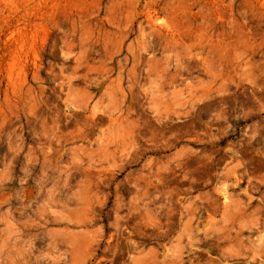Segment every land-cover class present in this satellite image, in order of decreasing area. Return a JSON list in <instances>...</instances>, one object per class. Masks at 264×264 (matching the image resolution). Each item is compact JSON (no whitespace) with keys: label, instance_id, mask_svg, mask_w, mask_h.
I'll list each match as a JSON object with an SVG mask.
<instances>
[{"label":"rangeland","instance_id":"obj_1","mask_svg":"<svg viewBox=\"0 0 264 264\" xmlns=\"http://www.w3.org/2000/svg\"><path fill=\"white\" fill-rule=\"evenodd\" d=\"M0 264H264V0H0Z\"/></svg>","mask_w":264,"mask_h":264}]
</instances>
